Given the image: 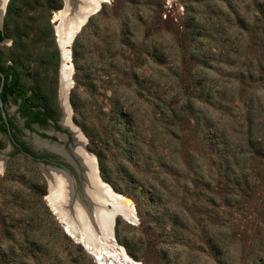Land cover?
Masks as SVG:
<instances>
[{"label": "rangeland", "instance_id": "1", "mask_svg": "<svg viewBox=\"0 0 264 264\" xmlns=\"http://www.w3.org/2000/svg\"><path fill=\"white\" fill-rule=\"evenodd\" d=\"M8 1L1 63L61 116L63 0H14L4 31ZM101 1L67 46L69 120L132 218L89 252L47 205L38 162L0 137V264H264V0ZM38 132L72 145L63 127Z\"/></svg>", "mask_w": 264, "mask_h": 264}, {"label": "water", "instance_id": "2", "mask_svg": "<svg viewBox=\"0 0 264 264\" xmlns=\"http://www.w3.org/2000/svg\"><path fill=\"white\" fill-rule=\"evenodd\" d=\"M76 2L77 0H63V5L59 9L60 13L53 25L60 53L58 99L61 108V116L59 123L61 127L65 128L66 131L70 133V137L73 140L72 145H68V152L62 150V148L60 150L50 149L53 153L61 156L64 162L70 164L79 183L75 182L73 175L64 165H42L40 162L37 164L44 173L46 179V194L44 198L47 205L57 218L58 216L61 217V220L65 223V227L63 226V228L67 234L74 241L82 244L86 249L84 240L89 237V234H91V239L93 241L97 239V241H101L104 232L107 230L110 232L109 237H111L116 215L119 214L126 220L128 219L125 213L127 205L119 200L122 198L120 195L112 191V189L100 179L94 156L85 149L83 136L69 120L66 96L70 84L69 71H67V77L64 79V75L61 73L62 56L60 49L64 45H69L88 16L99 7L98 2L97 6L93 9L88 10V8L85 7L78 10L76 9ZM61 93L62 95L60 98ZM64 116L67 118L66 124L62 122ZM65 137V134L59 135L61 139ZM77 147L89 161L88 167L83 165L81 159L76 155L75 149ZM38 148L41 147L38 146ZM89 173H91V177H89ZM104 227H106L105 231ZM102 244L105 246V243Z\"/></svg>", "mask_w": 264, "mask_h": 264}, {"label": "flooded vegetation", "instance_id": "3", "mask_svg": "<svg viewBox=\"0 0 264 264\" xmlns=\"http://www.w3.org/2000/svg\"><path fill=\"white\" fill-rule=\"evenodd\" d=\"M3 12V11H2ZM0 13V16L3 13ZM1 18V17H0ZM2 22V21H1ZM2 29L0 26V42L3 40ZM3 66L1 67L0 63V137L7 140L9 146L18 154H22L30 158L35 162H40L42 164H55L58 165L59 160L56 158H62L58 154H55L51 151L52 149H61L66 152L69 151L68 145L61 146L55 145L50 140V136L46 140L39 139V136H44L45 134L39 133L38 128L49 127L50 135H53L56 138H59L58 130L61 128L59 123L60 116L57 115L55 120H52L50 117H46L45 121H40L37 113V107L31 105L27 107L29 113L24 115L21 110V100L22 98L17 96L16 90L13 89L11 85V76L6 74ZM16 88V85L14 86ZM11 105L13 108V114H9L6 106ZM18 122L16 124L15 122ZM22 132L25 135H28L27 139L24 135H20ZM67 132V131H66ZM34 134L36 137H33ZM67 135L65 139H67ZM40 146L41 148H38ZM63 160V158H62ZM64 161V160H63ZM68 168L71 174L77 178L73 168L70 164H60Z\"/></svg>", "mask_w": 264, "mask_h": 264}, {"label": "trees", "instance_id": "4", "mask_svg": "<svg viewBox=\"0 0 264 264\" xmlns=\"http://www.w3.org/2000/svg\"><path fill=\"white\" fill-rule=\"evenodd\" d=\"M14 0H9L8 4L6 6V11L4 14V20H3V30L5 31L6 26L9 22V19L11 17V12L14 10ZM58 2V1H57ZM58 3H56L52 8H58ZM3 35L5 32H2ZM1 35V36H3ZM18 39V38H17ZM14 47H18V49H21L24 47L22 40H14L13 41ZM45 53L46 57L50 59L51 63L55 66L58 64V51L56 48H53L51 51L43 52ZM0 63H1V57H0ZM5 69L6 74H10L11 76V85L13 89L16 90L17 96L21 97V110L22 114L26 115L29 113V110H27L28 106H35L37 107V113L40 115L38 119L40 121H45L46 117H50L52 120H55L57 115L56 113L48 107L45 103H47V93L43 90V88L40 85L34 86L32 89V92L30 95H27L25 93V87L24 85L19 81L17 70L11 65V64H3L1 63V67ZM16 85V88L14 87ZM52 95V93H51ZM51 98V97H50Z\"/></svg>", "mask_w": 264, "mask_h": 264}, {"label": "bare ground", "instance_id": "5", "mask_svg": "<svg viewBox=\"0 0 264 264\" xmlns=\"http://www.w3.org/2000/svg\"><path fill=\"white\" fill-rule=\"evenodd\" d=\"M66 1V0H65ZM69 1V0H68ZM6 0H0V13L3 10L4 4H5ZM102 2L101 0H77L76 2V9H83V8H88L89 9H93L95 6H97V3ZM96 4V5H95ZM60 11L57 12L56 14V19L59 15ZM67 45H64L63 47H61L60 52H61V61H62V65H61V73L62 75H64V79H66L67 77V71H69V66L67 65V54H68V50H67ZM66 73V74H65ZM65 86V85H64ZM62 93L60 94V98H61ZM62 122L64 124L67 123V118L64 116L62 118ZM77 136V135H76ZM75 153L76 155L81 159V162L83 163V165L85 166H89V161L87 160V158L80 152L79 148L77 147L75 149ZM90 157V156H89ZM91 173H89V177H91L90 175ZM91 179V178H89ZM55 181V180H54ZM127 199V198H126ZM123 204L127 205V209H125V213H126V218L127 219H131L132 218V212L131 209L129 208V203H127L126 200H124L123 198L119 199ZM133 209V208H132ZM134 211V210H133ZM134 213V212H133ZM59 221L63 224V226L65 227V223L63 222V220H61V217L58 216ZM106 230V227H104V231ZM110 232L107 230L106 232H104V235L102 236L103 238L101 239V241H93L91 238V234H89V237H87L84 241H85V245H86V249H88L89 252H95L96 254H98L99 256L101 255H105L104 253H106L105 250V246L102 243H105V245L110 244L113 245V243H111L112 239L111 237H109ZM95 237V236H94ZM110 242V243H108ZM104 247V248H103ZM111 248V247H110ZM115 252V251H114ZM106 257V256H105ZM102 258V257H101Z\"/></svg>", "mask_w": 264, "mask_h": 264}]
</instances>
